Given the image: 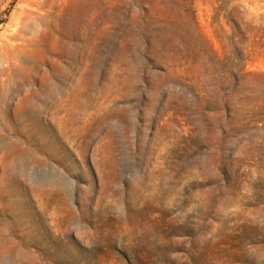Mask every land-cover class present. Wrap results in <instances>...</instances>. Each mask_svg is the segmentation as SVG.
<instances>
[{
	"label": "rangeland",
	"instance_id": "1",
	"mask_svg": "<svg viewBox=\"0 0 264 264\" xmlns=\"http://www.w3.org/2000/svg\"><path fill=\"white\" fill-rule=\"evenodd\" d=\"M0 264H264V0H0Z\"/></svg>",
	"mask_w": 264,
	"mask_h": 264
},
{
	"label": "bare ground",
	"instance_id": "2",
	"mask_svg": "<svg viewBox=\"0 0 264 264\" xmlns=\"http://www.w3.org/2000/svg\"><path fill=\"white\" fill-rule=\"evenodd\" d=\"M8 56V55H7ZM12 60V59H11Z\"/></svg>",
	"mask_w": 264,
	"mask_h": 264
}]
</instances>
